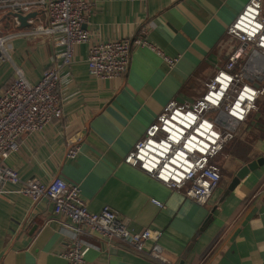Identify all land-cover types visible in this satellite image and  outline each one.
I'll use <instances>...</instances> for the list:
<instances>
[{
    "label": "crops",
    "instance_id": "obj_1",
    "mask_svg": "<svg viewBox=\"0 0 264 264\" xmlns=\"http://www.w3.org/2000/svg\"><path fill=\"white\" fill-rule=\"evenodd\" d=\"M249 1L92 0L82 24L91 38L132 37L144 28L150 46L132 48L120 78L91 77L88 45L75 46L73 63L60 69L63 118L24 135L4 164L22 181L61 177L77 183L90 211L108 205L133 230H162L159 244L169 264H264V98L218 160L223 177L205 205L124 162L169 102L195 101L205 82L243 47L227 29ZM59 49L51 39L15 38L10 59L0 63V92L14 66L37 82L46 68L60 63ZM156 50L178 61L169 67ZM253 72L264 86L263 69ZM75 134L81 135L78 153L69 159L66 144ZM260 159L235 182L242 167ZM69 223L47 199L0 196V264H66L60 254L75 238ZM81 238L89 246L85 264H162L125 242Z\"/></svg>",
    "mask_w": 264,
    "mask_h": 264
},
{
    "label": "built area",
    "instance_id": "obj_2",
    "mask_svg": "<svg viewBox=\"0 0 264 264\" xmlns=\"http://www.w3.org/2000/svg\"><path fill=\"white\" fill-rule=\"evenodd\" d=\"M91 9L92 0H0V63L10 59L15 38L51 39L60 47L55 54L60 63L46 68L37 82H30L22 69L14 66L12 80L0 92V196L16 193L31 202L47 199L55 214L70 220L68 228L75 238L60 254L66 264H85L89 249L81 238L85 235L107 242H125L149 258L169 264L159 244L162 230H133L108 205L99 212L90 211L77 183L61 177L48 182L36 178L22 181L17 170L3 161L18 150L24 135L43 132L49 124L63 118L60 69L73 63L75 46L88 45L87 70L95 78L124 76L132 48L150 46L144 28L132 37L108 41L91 38L82 27ZM31 13L35 15L27 17L25 26H21L18 16ZM2 16L5 17L1 20ZM227 32L243 47L236 49L205 82L203 94L195 101L169 102L124 157L126 164L201 205L209 201L223 177L217 156L235 139L237 127L253 118L264 98V86H257L250 75L263 69L264 0H250ZM248 47L250 52L246 51ZM156 52L169 67L178 61L160 50ZM243 60L245 65L239 69ZM80 139V134L69 139L67 158L76 157ZM8 184L16 188L10 189ZM153 202L164 207L160 201Z\"/></svg>",
    "mask_w": 264,
    "mask_h": 264
},
{
    "label": "water",
    "instance_id": "obj_3",
    "mask_svg": "<svg viewBox=\"0 0 264 264\" xmlns=\"http://www.w3.org/2000/svg\"><path fill=\"white\" fill-rule=\"evenodd\" d=\"M35 14L34 13H31V14H29L28 16H26V17H24V16H18L19 17V20H20V23H21V26H25V24H26V18L27 17H32V16H34ZM5 16H2V18H1V20L4 18ZM256 52H254V57L256 56ZM263 73H264V62H263ZM256 85L258 86L259 84L258 83H256ZM262 161L263 160H256V161H253V162H251V163H249V164H247V165H245L244 167H242L240 170H239V172H238V174H237V177L235 178V182H237V181H239V179H241L242 177H244L245 175H247L248 173H249V171L250 170H253V169H255L259 164H261L262 163Z\"/></svg>",
    "mask_w": 264,
    "mask_h": 264
},
{
    "label": "rangeland",
    "instance_id": "obj_4",
    "mask_svg": "<svg viewBox=\"0 0 264 264\" xmlns=\"http://www.w3.org/2000/svg\"><path fill=\"white\" fill-rule=\"evenodd\" d=\"M247 49H248V50H247L248 52H250V51L252 50L251 47H248ZM259 103H260V102H259ZM223 130H225V129H223ZM223 152H224V151H223ZM223 152L217 156V158H216L217 160H220L221 155L223 154Z\"/></svg>",
    "mask_w": 264,
    "mask_h": 264
}]
</instances>
